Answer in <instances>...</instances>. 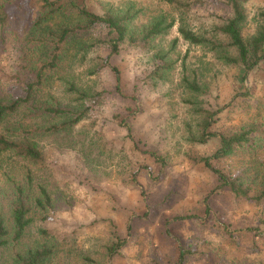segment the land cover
Returning <instances> with one entry per match:
<instances>
[{"label": "rangeland", "instance_id": "374dc122", "mask_svg": "<svg viewBox=\"0 0 264 264\" xmlns=\"http://www.w3.org/2000/svg\"><path fill=\"white\" fill-rule=\"evenodd\" d=\"M73 1L97 15L130 8L137 15L115 54L108 30L95 27L96 46L69 51L65 65L47 74L40 92L15 114L11 135L37 144L44 167L34 170L35 182L49 189L54 201L46 216L32 213L20 242L0 249V264H14L17 255L44 245L54 249L46 264H264V198L236 197L198 162L209 157L230 180L250 167L249 156L219 160L213 157L218 139L191 141L201 133L204 112L222 107L209 127L212 133L227 137L256 124L264 127V60L245 72L240 63L224 60L235 56L232 51L190 45L178 33L183 25L210 36L212 27L232 17L230 7L223 0H181L187 10L165 0ZM1 3L21 5L33 17L38 13L37 0ZM243 8L242 33L248 38L260 24L264 0H245ZM161 17L174 20V26L144 45L143 28ZM2 36L0 98L9 103L36 82L44 56L22 22L8 23ZM74 53L84 60L69 64ZM184 77L196 78L201 90L188 89ZM46 107L66 108L72 116L52 118ZM79 113L71 130L49 132ZM255 141V158L264 161V142ZM21 165L26 164L10 155L0 158V214L7 220L8 178L22 180ZM258 191L254 185L249 194ZM115 235L123 244L109 256Z\"/></svg>", "mask_w": 264, "mask_h": 264}, {"label": "trees", "instance_id": "16d2710c", "mask_svg": "<svg viewBox=\"0 0 264 264\" xmlns=\"http://www.w3.org/2000/svg\"><path fill=\"white\" fill-rule=\"evenodd\" d=\"M37 1L39 8L35 17L31 16V12L28 14L26 9L23 10L24 7L21 5L0 4V45L3 44L2 31L4 27L8 23L19 26V23L22 22L26 35L38 39L34 42V49L44 56V63L35 75L36 82L26 87L23 97L9 103L0 98V158L10 155L17 161L26 164L21 165L22 180L16 177L8 178L11 191L8 203L9 220L0 214V249L20 242L32 223V213L36 211L46 216L52 210L54 201L50 190L35 182L34 170L44 167L43 155L37 144L30 139L11 135L16 126L13 119L15 114L22 106L32 102V99L40 92L47 74L54 70L58 71L62 65H65L69 51L74 50L77 53V49L82 47L87 52L96 46L91 42L92 31L95 27H103L108 30V34L113 39L111 53L115 54L118 52V43L130 34L132 22L137 15L131 8L123 13L107 12L97 15L80 9L73 0ZM165 1L177 9H188V5L181 0ZM223 1L230 7L232 17L226 19L221 25L212 27L210 36L197 35L183 25L179 26L178 33L190 45H199L215 52L221 49L232 51L235 56L227 55L224 60L231 64L240 63L245 72H248L264 60V10L258 13L260 24L254 34L245 38L242 33L246 21L243 8L245 0ZM174 24V20L167 22L164 17L155 20L143 28L141 42L148 45L152 39L169 31ZM218 37L224 38L227 42L223 43ZM76 53L72 54L71 61L73 62L69 61V64L77 60H84L85 57L77 59ZM107 63L105 60V66ZM184 69L185 63L183 62ZM114 71L117 72L115 69ZM117 81H119L118 77ZM183 82L191 91L201 90L196 78L189 80L184 77ZM222 109L223 107L219 111ZM219 111L204 112L201 133L197 137H191V141L204 144L210 138H216L220 142V148L213 155L214 158L220 160L238 154L248 155L250 162L245 165H250V167L244 166L234 179L229 180L221 171L212 167L209 157H200L198 162L217 175L220 187H228L238 198H244L250 202H260L264 198V161L255 158L258 153L257 148H259L255 140L259 138L264 142V127H261V124H256L227 137L212 133L209 131V127L215 120V114ZM44 112L52 118L67 119L72 116L68 109L62 107H46ZM82 116L83 113H79L73 119H69L67 123H63L58 129L51 127L49 132L53 130L67 132L80 121ZM252 157L254 158L252 159ZM254 185L259 186V191L250 196L249 192ZM35 190L36 195L34 194ZM115 238L116 243L107 249L109 256L114 255L123 244L117 235ZM53 254L54 249L45 245L40 246L29 249L24 255H17L14 264H46ZM183 259L182 253L180 261Z\"/></svg>", "mask_w": 264, "mask_h": 264}]
</instances>
